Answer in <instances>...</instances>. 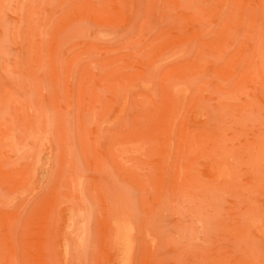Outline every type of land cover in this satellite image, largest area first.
Masks as SVG:
<instances>
[{
  "label": "rangeland",
  "instance_id": "374dc122",
  "mask_svg": "<svg viewBox=\"0 0 264 264\" xmlns=\"http://www.w3.org/2000/svg\"><path fill=\"white\" fill-rule=\"evenodd\" d=\"M0 264H264V0H0Z\"/></svg>",
  "mask_w": 264,
  "mask_h": 264
}]
</instances>
